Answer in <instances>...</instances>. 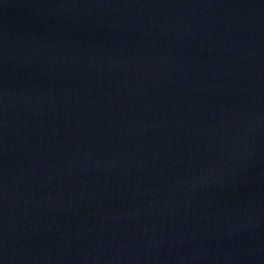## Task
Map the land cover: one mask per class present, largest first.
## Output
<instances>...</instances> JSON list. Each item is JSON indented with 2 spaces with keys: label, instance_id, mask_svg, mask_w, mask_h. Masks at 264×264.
Here are the masks:
<instances>
[{
  "label": "water",
  "instance_id": "obj_1",
  "mask_svg": "<svg viewBox=\"0 0 264 264\" xmlns=\"http://www.w3.org/2000/svg\"><path fill=\"white\" fill-rule=\"evenodd\" d=\"M0 264H264V0H0Z\"/></svg>",
  "mask_w": 264,
  "mask_h": 264
}]
</instances>
